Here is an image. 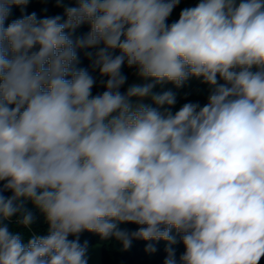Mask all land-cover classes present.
<instances>
[{"label":"clouds","instance_id":"9594fccd","mask_svg":"<svg viewBox=\"0 0 264 264\" xmlns=\"http://www.w3.org/2000/svg\"><path fill=\"white\" fill-rule=\"evenodd\" d=\"M28 2L0 0V264H88L86 231L121 250L164 241V264H260L264 0H198L171 24L180 0H75L63 22L6 25ZM91 48L95 95L75 66ZM124 66L154 83L121 92ZM193 77L209 87L203 106L173 112L172 91L152 93Z\"/></svg>","mask_w":264,"mask_h":264},{"label":"trees","instance_id":"16d2710c","mask_svg":"<svg viewBox=\"0 0 264 264\" xmlns=\"http://www.w3.org/2000/svg\"><path fill=\"white\" fill-rule=\"evenodd\" d=\"M76 6L75 0H29L28 4L23 7L14 6L11 10V14L8 17L7 23L12 20L21 18L22 16L30 15L32 13L36 14L37 19H42L46 17L60 16L62 18L61 22L66 19L65 9L68 7ZM185 7L181 2L175 7V9H184ZM175 21H168L169 24ZM90 31V25L85 23L78 27L74 33H72V38H82L85 37ZM95 48L91 49H80L77 52L78 63L75 65L76 68L86 69L96 80V85L93 88V94L102 93L104 91V86L102 78L100 77L98 70H93L92 64L95 58ZM91 53V55H89ZM136 71L135 68H128L123 71L122 74L126 77V82L121 88V92L127 90V81L131 74ZM106 79V78H103ZM5 195H10V193H5ZM29 210L34 212L36 217L35 223L32 225V232L43 235L46 233L47 225L43 222V217L32 209L31 204L27 205ZM122 229H127L129 231H135L137 226L134 224H122L120 225ZM71 238V237H70ZM80 242L83 244L87 242V246L99 243L102 245V264H164L167 257L166 252V242L164 241H144V240H133L132 245L127 250H121V246L114 240L101 241L100 237L91 232H83L80 235ZM149 243H152L156 251L148 252L146 247ZM175 252L177 261L179 262V257L185 251L183 243L180 241L179 236H177V243L172 245ZM260 264H264V259L260 261Z\"/></svg>","mask_w":264,"mask_h":264},{"label":"rangeland","instance_id":"374dc122","mask_svg":"<svg viewBox=\"0 0 264 264\" xmlns=\"http://www.w3.org/2000/svg\"><path fill=\"white\" fill-rule=\"evenodd\" d=\"M181 4L185 7H194L198 0H180ZM183 9H174L171 13L168 21H176L179 18V14ZM127 70V66L122 68V72ZM149 83H154L151 79H145L140 77L137 74V70L134 71L130 78L127 81V89L132 85H146ZM165 91H172L176 96V103L172 107V111L175 112L179 110V108L188 102L199 103L203 106L207 102V96L209 93L208 85L201 82L198 78H190L185 84L177 88L175 85L171 83L165 84H156L152 89L153 94H162ZM137 102L136 98L132 99V103L135 104ZM143 103L151 104V97L145 98ZM88 264H102V245L99 243L93 244L88 247L87 252Z\"/></svg>","mask_w":264,"mask_h":264}]
</instances>
